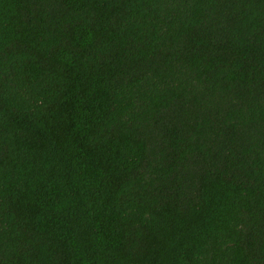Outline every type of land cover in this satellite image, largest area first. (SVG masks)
<instances>
[{
	"label": "trees",
	"instance_id": "1",
	"mask_svg": "<svg viewBox=\"0 0 264 264\" xmlns=\"http://www.w3.org/2000/svg\"><path fill=\"white\" fill-rule=\"evenodd\" d=\"M0 264H264V0H0Z\"/></svg>",
	"mask_w": 264,
	"mask_h": 264
}]
</instances>
